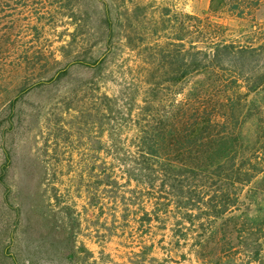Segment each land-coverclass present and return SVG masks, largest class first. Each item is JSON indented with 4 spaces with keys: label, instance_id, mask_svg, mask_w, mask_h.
<instances>
[{
    "label": "rangeland",
    "instance_id": "rangeland-1",
    "mask_svg": "<svg viewBox=\"0 0 264 264\" xmlns=\"http://www.w3.org/2000/svg\"><path fill=\"white\" fill-rule=\"evenodd\" d=\"M73 3L74 17L59 9L49 20L47 0H13L9 24L21 26L15 49L37 59L0 65V264H214L190 252L192 236L176 233L185 230L172 214L157 220L152 200L133 194L120 161L134 133L125 110L143 105L145 65H174L167 44L187 29L183 15L198 17L200 29L210 25L208 41L257 47L264 45V4L240 19L210 13L209 0ZM222 69V81L245 86L264 69V56L235 58ZM180 84L178 101L189 87ZM172 90L160 94L164 104ZM247 101L242 131L251 140L253 120L264 119V86ZM240 201L244 211L249 203ZM232 259L250 262L242 250Z\"/></svg>",
    "mask_w": 264,
    "mask_h": 264
},
{
    "label": "trees",
    "instance_id": "trees-1",
    "mask_svg": "<svg viewBox=\"0 0 264 264\" xmlns=\"http://www.w3.org/2000/svg\"><path fill=\"white\" fill-rule=\"evenodd\" d=\"M47 2L49 20L58 16L59 9L61 15L74 17V0ZM262 4L264 0H209L208 8L212 14L226 12L243 19ZM14 10L13 0H0V65H29L37 59L35 54L16 50L12 41L21 28L19 23L9 24ZM183 16L187 29L175 33L167 44L168 53L175 54L174 65H145L143 105L134 114L133 106L125 110V121L134 133L131 145L121 149L123 173L128 185L134 183L133 194L137 191L152 200L151 212L157 220L172 214L175 226L185 230L176 233L191 234L190 252L196 258L228 264L242 250L250 262L264 264V119L253 120V139L242 131L251 107L247 98L263 90L264 69L245 86L236 78L222 81L223 65H233L235 58L264 56V45L208 41L203 30L210 25L200 29L198 17ZM183 81L188 93L178 101L174 98L185 89ZM168 88L173 90L164 104L160 94ZM242 198L249 203L244 211ZM174 237L178 244L179 236ZM208 244L211 252L206 253Z\"/></svg>",
    "mask_w": 264,
    "mask_h": 264
}]
</instances>
